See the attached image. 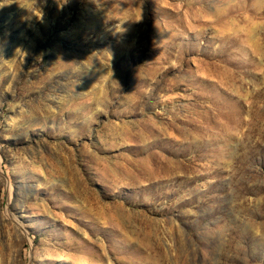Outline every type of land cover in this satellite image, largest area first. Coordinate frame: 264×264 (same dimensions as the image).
I'll list each match as a JSON object with an SVG mask.
<instances>
[{
    "label": "rangeland",
    "instance_id": "rangeland-1",
    "mask_svg": "<svg viewBox=\"0 0 264 264\" xmlns=\"http://www.w3.org/2000/svg\"><path fill=\"white\" fill-rule=\"evenodd\" d=\"M218 6L0 0V264H264V43Z\"/></svg>",
    "mask_w": 264,
    "mask_h": 264
},
{
    "label": "clouds",
    "instance_id": "clouds-1",
    "mask_svg": "<svg viewBox=\"0 0 264 264\" xmlns=\"http://www.w3.org/2000/svg\"><path fill=\"white\" fill-rule=\"evenodd\" d=\"M236 3L237 0H218L219 6L215 14L225 16V37L232 39L242 38L253 42L260 40L264 43V20H257L252 23L242 16L232 15L230 8Z\"/></svg>",
    "mask_w": 264,
    "mask_h": 264
}]
</instances>
